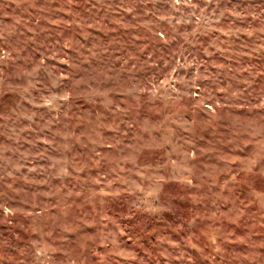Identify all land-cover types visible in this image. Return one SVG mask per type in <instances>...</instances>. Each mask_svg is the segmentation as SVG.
Wrapping results in <instances>:
<instances>
[{"label": "rangeland", "instance_id": "obj_1", "mask_svg": "<svg viewBox=\"0 0 264 264\" xmlns=\"http://www.w3.org/2000/svg\"><path fill=\"white\" fill-rule=\"evenodd\" d=\"M0 264H264V0H0Z\"/></svg>", "mask_w": 264, "mask_h": 264}]
</instances>
